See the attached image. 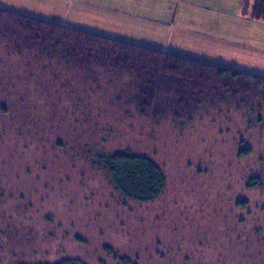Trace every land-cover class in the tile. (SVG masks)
I'll use <instances>...</instances> for the list:
<instances>
[{"label": "rangeland", "instance_id": "1", "mask_svg": "<svg viewBox=\"0 0 264 264\" xmlns=\"http://www.w3.org/2000/svg\"><path fill=\"white\" fill-rule=\"evenodd\" d=\"M119 1L126 9L116 14ZM156 1L0 0V8L99 34L119 23L137 41L130 5L148 12ZM235 1L226 8L213 3L220 10L214 11L197 0H173L162 25L180 34L173 21L189 13L191 25L179 20L184 27L230 26L248 40L170 50L264 77V52L252 43L264 27L248 23ZM98 75L87 89L91 129L87 122L45 123L33 112L38 96L22 129V114L0 104V264H264V94L197 93L181 104L159 103L155 119L153 109L142 111L135 101V80ZM118 150L147 155L162 168L168 186L157 201L122 199L94 166L99 153ZM250 180L258 184L249 186Z\"/></svg>", "mask_w": 264, "mask_h": 264}, {"label": "trees", "instance_id": "2", "mask_svg": "<svg viewBox=\"0 0 264 264\" xmlns=\"http://www.w3.org/2000/svg\"><path fill=\"white\" fill-rule=\"evenodd\" d=\"M254 13L255 18H264V0H257ZM0 39L6 40L0 44L1 109L21 113L17 125L22 129L30 120L26 110L37 96L33 112L45 123L50 121L46 118L82 126L87 122L91 129L94 111L87 89L101 75L96 76L98 72L135 80V101L142 111L153 109L155 119L161 114L159 103L176 99L181 104L197 93H216L222 99L264 94V77L255 74L5 8H0ZM6 58L13 59L12 66L2 63ZM94 164L104 170L121 198L133 203L155 202L168 186L162 168L144 154L104 151ZM257 182L250 180L249 186Z\"/></svg>", "mask_w": 264, "mask_h": 264}, {"label": "crops", "instance_id": "3", "mask_svg": "<svg viewBox=\"0 0 264 264\" xmlns=\"http://www.w3.org/2000/svg\"><path fill=\"white\" fill-rule=\"evenodd\" d=\"M115 1V0H114ZM198 2H201L200 4H204L207 6H211L214 9V5L218 4L221 7H232V3L231 0H229V3H225L226 0H197ZM172 2L173 0H159L154 2V6H152V10L148 11V12H138L135 10V7H138L139 9H142L139 6H136L134 4V2L130 5V12L128 15V25L131 28H135V26H139L140 27V33L141 35H139V39L137 41H135L137 39V37H132V35H128V33L126 35L123 34V32H125L124 30H122V28H119V23H115V28L112 30L110 28H108V31L105 29H101L102 31V35H107L109 37L112 38H118V39H122L124 41H130L132 43L135 44H141V45H145L148 47H153L159 50H165V51H169V52H173L172 50H170L171 48H183V49H189V50H193L192 47L194 44H196L197 42H202L205 43L203 45V48L205 49V51L207 49H210L207 46H212V42H215L214 46H219L220 44H228L231 43L232 41H243L248 40V37L245 36L244 34L240 33L242 32L241 30H239V33L235 34V32L233 31V28L230 26H221L219 28L215 29H211L210 27H208L207 25H204L205 22L201 21L199 23L201 29L198 27V25L195 23L194 26L197 27L198 31H194L190 26H182L179 20H183L186 23H189V25H191L190 23V14L189 13H182L181 15V19H179L178 17H176L173 21V25L177 26L178 28L181 29L180 34H177L176 30H172L170 33H167V30L165 28L168 29V27L162 25V22H166L167 23V16H169V11H168V5L169 3ZM238 2L239 3V8H241V13L244 14L245 18L247 19L248 23L251 22L253 24H256V26L258 27V29H261L262 27H264V18H260L257 19L255 18V7L257 4V0H236L235 3ZM98 3V2H96ZM101 4L103 2H100ZM130 3V1H129ZM126 4V2L124 1H119L115 4V12L116 14H118V11H120L121 9H126L124 8V5ZM237 4V3H236ZM235 4V5H236ZM234 5V6H235ZM243 8V10H242ZM100 9V8H99ZM220 11L219 9H214V11ZM103 10L100 9V13ZM135 16V17H134ZM183 17V18H182ZM155 18V19H152ZM102 20V19H100ZM111 23V22H109ZM122 23V22H120ZM180 23V25H179ZM107 24V23H106ZM248 25V24H246ZM245 28V26H244ZM207 29L208 31H211L212 33L215 34V36H210L208 34H206V32H204V30ZM129 30V29H128ZM158 32V33H157ZM248 35L249 32L247 31ZM255 35L257 34L256 32L254 33ZM164 37V36H166ZM172 38H177L179 39V41L175 42V43H171L168 44V41L172 40ZM204 40V41H202ZM206 40H208L206 42ZM165 41V42H164ZM253 44H255L256 50L261 53L264 52V36H257L256 38H254V40L252 41ZM166 45V46H165ZM170 45V46H167ZM168 47V48H167ZM176 53V52H174ZM177 54V53H176ZM179 54V53H178Z\"/></svg>", "mask_w": 264, "mask_h": 264}]
</instances>
